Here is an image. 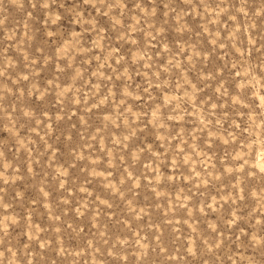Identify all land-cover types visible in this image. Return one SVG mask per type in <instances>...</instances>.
<instances>
[{
	"label": "rangeland",
	"instance_id": "obj_1",
	"mask_svg": "<svg viewBox=\"0 0 264 264\" xmlns=\"http://www.w3.org/2000/svg\"><path fill=\"white\" fill-rule=\"evenodd\" d=\"M137 3L142 4L145 20L132 31ZM241 3L126 0L119 11L132 10L125 15L131 39H118L109 9L97 12L92 0H60L53 5L62 13L55 23V17L30 5L31 17L28 11L12 8L8 27L15 28L16 35L10 38L8 28L0 29V67L6 69L0 75V92H6L0 103L4 247L10 243L21 252L35 248L57 264H97V258L110 264H142L145 251L156 264H169L170 254L171 264H176L175 253L187 252L189 234L200 245L201 256L216 264L222 260L231 264L232 259H241L237 253L252 251L246 248L251 234H264V181L249 179L241 192L228 170L240 142L248 138L244 129L256 119L253 111L260 110L259 94H253L251 84L241 85L249 66L264 74V3L247 0L243 11ZM92 17L95 24L89 22ZM98 27L104 29L100 37ZM77 41L83 50L77 51ZM68 50L72 56L65 54ZM141 50L147 58L139 55ZM81 65L86 71L77 77ZM126 81L141 91L148 88L135 101L137 110L148 115L132 146L152 144L166 151L150 107L163 104L166 116L180 117L168 121L166 130L172 135L167 139L171 146L167 160L153 163L154 154L152 158L145 154L133 167L138 179L127 175L126 167L92 166L89 153L103 152L105 144L97 130L116 106L97 107L95 96L82 99L97 82L103 88L93 90L107 93L109 88L122 92ZM73 83L82 88L80 96L71 89L61 95ZM233 129L238 135L229 139L227 132ZM120 130L115 123L108 129L113 139ZM175 153H182L179 167H173ZM105 168L112 172L110 177L94 175ZM233 193L243 198L227 199ZM233 208L240 219L229 226L224 221L234 218ZM213 223L215 229L209 227ZM241 228L245 247L233 243ZM185 258L199 264L190 253Z\"/></svg>",
	"mask_w": 264,
	"mask_h": 264
},
{
	"label": "clouds",
	"instance_id": "obj_2",
	"mask_svg": "<svg viewBox=\"0 0 264 264\" xmlns=\"http://www.w3.org/2000/svg\"><path fill=\"white\" fill-rule=\"evenodd\" d=\"M88 0H85L87 3ZM92 2L97 5L96 11L102 12L104 8H108V15L113 17L112 27L117 29V38L118 39H131L128 36V23L125 20V15L131 13V9H126L124 12L119 11L121 7L124 6L126 0H116V2H111V0H92ZM264 3V0H261ZM60 0H0V29L8 28L9 37H13L16 35L15 28L8 27L9 16L13 7H17L21 10L28 11V5L31 6L32 9H36L37 11H46L47 16L49 18L55 17L53 23L59 21L62 18V13L59 8H54V4H59ZM247 3V0H242L241 10H244V4ZM136 12L134 16L131 18L136 21V23L132 24V31L138 30V22L141 20H145L144 16L140 15V10L142 7L141 3H137L135 5ZM28 16H33L31 11H28ZM81 17L77 15V20H80ZM89 22L95 24V18H89ZM25 28H27V24H25ZM104 31L103 28H97L96 34L100 37V34ZM48 35H53L52 31L48 32ZM75 35V34H74ZM77 43V51L83 50L82 46ZM135 43V41H133ZM95 46V45H93ZM222 48L225 46L224 44L220 45ZM68 56H72L73 53L71 50H68L66 53ZM140 56H144L147 58V52L141 50L139 53ZM47 62V61H45ZM12 64V61L9 60V66ZM66 67V65H65ZM33 70H36V65H33ZM81 71H86L83 65L80 66V70L76 72L77 77L80 76ZM126 72L129 69H125ZM247 76L244 78V84H251L252 88L255 89L253 92L254 95L259 94L260 96V110L253 111L252 115L256 118L252 121L250 127L245 128L244 131L248 132V138L245 141L240 142V147L238 152L236 153L237 159L232 162L231 167L229 168V172L232 173L233 184L235 186H239L241 188V192L244 191V183L245 181L255 178L264 181V74L254 73L251 71V66L246 70ZM6 72L5 68L0 67V75H4ZM27 79V77H25ZM123 80V77H121ZM132 79L131 76L128 77V81ZM151 83H149V87H151ZM103 88L102 82H97L92 88L88 90V94L83 96V100H88L91 97H96L99 103L96 105L99 107L100 105H115L116 111L109 112L108 117H106L105 122L102 127H100L97 131L104 135V150L103 152L96 150L95 152L89 153V156L92 160V166L103 167V165L107 164L112 168L117 167H126L127 175L133 176L134 179H138L136 174L133 172V167L137 163L141 162L145 158V154H148L149 158L153 157V163H161L163 164L167 160L166 151L171 150V146L167 145V139L172 135L171 132L167 131L168 121L169 120H177L179 119V115L166 116L163 112L164 105L161 104L158 107H150L151 115L153 118L154 127L160 130L161 139L164 141V146L166 148L165 152L160 151L159 148L155 147L152 144H149L147 147H143L140 145L132 146V140L134 137L138 135L140 124L143 122V117L148 115L147 111L143 109L137 110V105L135 101L143 96L145 93H148V88H144L142 91L139 86L133 88L131 87L129 82H124L123 91L121 92L119 89H111L109 88L108 92H97L93 89H101ZM75 90L77 97L80 96L82 88H77L76 84H70L67 88L63 90L61 95H64L69 92V90ZM44 92H41L40 95L44 96ZM6 92H0V103H2L5 98ZM240 94L237 93V96ZM103 99H100V97ZM65 99L80 103L81 99H76L73 101L71 96L65 95ZM149 99H151V94H149ZM239 103L242 105L245 104L244 97H240ZM215 107V105H214ZM243 115V113H241ZM135 117V121L133 120ZM259 121V125L256 124V121ZM39 122V121H38ZM115 123L117 128L121 129L115 133V139L112 138V132L108 131L111 127V124ZM227 132V130H225ZM47 135V132H45ZM212 135V133H209ZM238 133L233 129L231 132H227V136L229 139L235 138ZM228 142L227 140L225 141ZM258 145V147H257ZM51 148V145H49ZM90 147V146H89ZM210 151V149H208ZM205 154V153H202ZM3 155V153H0ZM182 153H175L176 161L173 164V167L181 166V161L179 157ZM195 156V153H193ZM225 159H229V154H225ZM240 160H243V163H240ZM249 165H252L251 167ZM239 169V170H238ZM62 171H67L63 169ZM106 175L111 176L112 172L107 168L104 169L103 173L94 172V175ZM162 175V174H161ZM208 175L207 172L204 173L206 177ZM224 173L221 172V176ZM215 178V176L213 177ZM234 197L235 200H240L242 196H236L233 193V196L227 197V199L232 200ZM238 210L236 208L232 209V216L234 218H225L224 223L226 225H235L237 220L240 219L237 214ZM5 229L8 227L7 224L4 225ZM209 227L215 229L217 225L215 223L209 225ZM195 231V229H194ZM240 236L236 237V240L233 243L239 242L237 244L238 247H245L244 242L241 240V236L246 235L245 230L243 228L240 229ZM204 239L212 248L216 247L214 241L208 239V237H201ZM189 244L187 245V252L183 255L180 251L175 253L177 258L176 264H193V261L187 260L185 257L190 253L191 256L199 261V264H216L215 260L205 259L200 254V245L197 244L196 239L193 234H189ZM4 236H0V264H57V261L54 257L44 256L43 253H39L37 249L32 248L30 251L27 247H25L24 251L21 252L19 247L13 246L12 244H8L7 247H4L5 244ZM46 245H42L45 247ZM127 247V245H126ZM143 247L145 249H149V244H144ZM183 247V245L181 246ZM247 249H251L252 251L245 255V253L240 252L237 253L241 257V259H232L231 264H264V234L257 235L256 233L251 234V240L246 245ZM113 255H119V250L112 249ZM104 256V253H101V257ZM143 257L142 264H156V262L149 259L150 252L145 251L141 253ZM38 257H43L42 259H38ZM75 264V261H73ZM97 264H110V261L103 258H97ZM169 264H171V254L169 256ZM220 264H227L226 261H220Z\"/></svg>",
	"mask_w": 264,
	"mask_h": 264
}]
</instances>
